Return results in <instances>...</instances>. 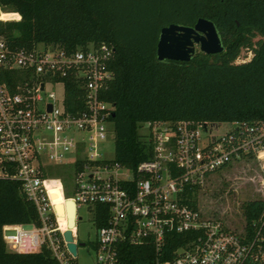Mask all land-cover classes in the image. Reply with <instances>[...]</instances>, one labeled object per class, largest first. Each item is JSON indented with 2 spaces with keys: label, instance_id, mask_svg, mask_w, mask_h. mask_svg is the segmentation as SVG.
<instances>
[{
  "label": "built area",
  "instance_id": "built-area-1",
  "mask_svg": "<svg viewBox=\"0 0 264 264\" xmlns=\"http://www.w3.org/2000/svg\"><path fill=\"white\" fill-rule=\"evenodd\" d=\"M112 54L106 43L67 52L45 43L12 47L0 37V78L8 70L20 77L12 84L0 81V178L18 181L38 215V223L2 227L7 248L27 253L44 245L59 264H76L79 209H85L94 229L87 240L94 264H118L125 243L150 245L153 264H264V211L249 223L240 216L233 227L198 199L211 175L234 162L257 160L264 170V120L146 121L140 128L150 157L134 168L115 162L114 152H104L114 135V106L101 97L113 76ZM68 79L78 92L73 111L66 109ZM195 186L196 202L190 204L184 196ZM53 190L75 205V254L66 247L69 228L59 221ZM259 192L264 198V177ZM173 234L184 241L167 253Z\"/></svg>",
  "mask_w": 264,
  "mask_h": 264
},
{
  "label": "trees",
  "instance_id": "trees-1",
  "mask_svg": "<svg viewBox=\"0 0 264 264\" xmlns=\"http://www.w3.org/2000/svg\"><path fill=\"white\" fill-rule=\"evenodd\" d=\"M1 9L20 15L18 20H11L16 13L1 15L10 19H0V37L12 47L45 43L67 52L88 43L113 47L108 63L113 76L101 97L114 106V161L122 165L134 168L150 157L151 146L139 133L146 121L264 120V0H0ZM199 17L214 23L223 50H196L188 61L158 60L161 27L191 26ZM242 50L251 56L237 62ZM16 71H5L0 81L12 84L20 78ZM73 85L66 80L68 111L78 100ZM198 190H188L185 200L194 204ZM263 211L264 198L241 203L248 223ZM32 222L38 223V215L19 182L0 178V264H59L44 245L27 253L7 248L2 227ZM183 241L182 234H173L164 249L170 253ZM155 256L150 245L125 243L118 264H153Z\"/></svg>",
  "mask_w": 264,
  "mask_h": 264
},
{
  "label": "rangeland",
  "instance_id": "rangeland-1",
  "mask_svg": "<svg viewBox=\"0 0 264 264\" xmlns=\"http://www.w3.org/2000/svg\"><path fill=\"white\" fill-rule=\"evenodd\" d=\"M16 13L12 11L0 10V19L3 14ZM19 15V14H18ZM15 20V19H11ZM251 56L248 50H242L237 62L247 61ZM52 88L47 87V90ZM56 94H59L58 88H55ZM222 130L227 128V124L221 123ZM139 128V133L143 132ZM104 152L107 157H112L114 152L113 135L110 134L104 142ZM68 177H72L71 172ZM261 177H264V170L260 168V162L257 160L239 161L230 164L223 170L214 173L205 182L204 187L199 191L198 199L202 206L210 215L223 219L226 223L236 227L241 214V203L250 199L263 198L260 196L259 187ZM81 219L77 222L78 240L86 242L85 246L78 244L76 264H94V251L89 247L87 240L94 236L91 214L85 209H79ZM30 229L29 226H24Z\"/></svg>",
  "mask_w": 264,
  "mask_h": 264
},
{
  "label": "water",
  "instance_id": "water-1",
  "mask_svg": "<svg viewBox=\"0 0 264 264\" xmlns=\"http://www.w3.org/2000/svg\"><path fill=\"white\" fill-rule=\"evenodd\" d=\"M196 50L205 54H214L223 50L221 39L211 20L199 17L191 26L170 23L161 27L156 44L158 60L188 61ZM112 116H114V112ZM72 216L71 226L73 227L75 225L74 203ZM70 228L64 231L63 238L67 249L75 254L76 244L73 242ZM79 244L83 245L84 243L80 242Z\"/></svg>",
  "mask_w": 264,
  "mask_h": 264
},
{
  "label": "bare ground",
  "instance_id": "bare-ground-1",
  "mask_svg": "<svg viewBox=\"0 0 264 264\" xmlns=\"http://www.w3.org/2000/svg\"><path fill=\"white\" fill-rule=\"evenodd\" d=\"M51 196L56 203V212L59 218V221L62 225L67 226L68 228L72 227V214H73V203L71 201H65L59 197V192L57 190L51 191Z\"/></svg>",
  "mask_w": 264,
  "mask_h": 264
}]
</instances>
